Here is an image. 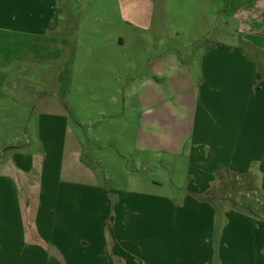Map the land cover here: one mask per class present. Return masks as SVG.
Masks as SVG:
<instances>
[{"label":"crops","instance_id":"0c3cea01","mask_svg":"<svg viewBox=\"0 0 264 264\" xmlns=\"http://www.w3.org/2000/svg\"><path fill=\"white\" fill-rule=\"evenodd\" d=\"M213 1L218 14L229 10V0ZM238 1L228 14L238 39L226 21L223 37L185 64L179 50L197 39L165 51L167 17L189 19L188 26L174 28L177 37L191 33L197 0H107L94 11L92 28L100 21L111 31L121 15L129 36L158 33L164 51L148 58L141 77L133 60L122 68L117 42L105 36L85 45L93 55L82 64L79 95L117 98L107 88L127 75L126 97L138 103L137 111L130 107L137 115L132 127L127 122L122 133H112L120 147L105 160L95 154L94 162L86 161L69 111L45 100L37 120L40 150L17 138L0 148V264H264V216L233 206L218 211L196 196L212 189L221 170L237 174L244 187L252 174L264 194V0ZM65 4L0 0V28L29 37L73 32L75 13ZM103 139L96 138L99 148L113 145ZM183 156L189 181L180 198L153 193L143 182L107 187L97 170L111 160L133 175L129 161L157 168Z\"/></svg>","mask_w":264,"mask_h":264},{"label":"rangeland","instance_id":"374dc122","mask_svg":"<svg viewBox=\"0 0 264 264\" xmlns=\"http://www.w3.org/2000/svg\"><path fill=\"white\" fill-rule=\"evenodd\" d=\"M220 2L221 0L213 1L216 5ZM239 3L238 0L227 1L229 10L225 9L218 14L212 9L210 0H197L192 3L196 14L191 17V33L182 32L180 38L175 35L174 28L188 26L189 19L181 17L176 20L174 16H168L166 24L170 32L165 36L164 50L169 52L179 42L183 43L196 37V45L190 49L179 50V55L184 64L193 58L199 60L201 46L223 37L220 29L222 26L225 28L226 21H229V30L234 34V39H238L237 22L228 14H231ZM65 5L75 13L76 26L73 32L56 31L44 36L29 37L23 32L13 33L0 28V148H4V144L17 138L27 145L31 142L32 150L39 151L41 146L37 133L39 109L42 100L53 101L54 104L69 111L67 116L74 133L82 140L85 148L83 158L92 163L95 161V154L105 160L109 152L113 154L118 149L120 144L116 135L112 133L118 131L119 134L122 133L121 129L127 122L128 127H132L137 118L134 111H137L138 103L135 97H126L124 90L130 88L132 84L127 75L122 76L123 80L112 76L117 80L111 82V85L116 84V87L107 89L110 94H116L117 98L106 96L97 100L93 97L82 98L79 95L78 79L84 72L82 64L86 58H92L93 55V50L90 54L85 45L105 39V36L110 38L112 43L118 44L116 57L121 60L122 68H125L126 61L133 60V72L141 77L143 74L146 75L145 62L148 58L151 59L164 50L158 48L157 43L161 38L158 33H144L142 36L135 33L134 38L129 36L121 15L115 19L111 31L107 30L100 21L96 28H92L93 21L96 20V16L98 17L94 11L107 7V0H66ZM120 36L124 40L123 43H120ZM89 70H92V67ZM141 77L136 82H139ZM72 84H74L73 88ZM94 99L95 104H92ZM36 103H38L37 109L30 107ZM2 106L5 107V111ZM132 106L134 111L130 108ZM114 121L119 125L111 126ZM104 128H107L110 138H106L105 133H102L101 130L105 131ZM109 128L113 130L111 133ZM98 137L104 138L101 143L113 145L106 148L107 150L99 148V142L96 141ZM170 160L165 159L164 167L157 168L142 163L137 167L134 164L130 165L129 161L130 169L134 170L133 175L130 171L127 173L122 168L119 169L111 160H106L103 169L98 167L97 170L102 184L107 187L127 188L135 182H143L147 187H151L149 190L153 193L157 191L173 198H180L189 181L185 170L187 160L184 156ZM154 180L159 184H154ZM241 180V177L229 171L223 172L206 195L214 198L215 203L224 208L231 206L229 199L239 200L242 203L246 201L250 209L264 216V194L259 191L255 183L250 188L243 187L244 183ZM213 206L216 208L215 204Z\"/></svg>","mask_w":264,"mask_h":264},{"label":"trees","instance_id":"16d2710c","mask_svg":"<svg viewBox=\"0 0 264 264\" xmlns=\"http://www.w3.org/2000/svg\"><path fill=\"white\" fill-rule=\"evenodd\" d=\"M227 171H228V170H227ZM227 171H222V170L219 171V173H218V175H217V179H218L219 176L222 175L223 172H227ZM233 175L237 176V174H233ZM246 179H247V183L245 184V187L248 186V188H250L251 185H252L253 183H255V177H254L252 174H249L248 177H247ZM243 187H244V186H243ZM210 190H212V189H210ZM210 190H209V191H210ZM207 192H208V191H207ZM207 192H206V193H207ZM206 193H204V194H197L196 196H197L198 199H201V200H204V201H208V202H211V203L215 204V205H216V208H217L218 211L222 210V208L219 207L218 204L215 203L214 198H211V197L207 196ZM221 198H222V197H221ZM223 198L225 199L224 196H223ZM229 202H230V205H231V206H233V207H235V208H237V209H239V210L247 211V212H250L251 214H255V213H256L255 210L250 209V207L246 204V201H245L244 203H242V202H240L239 200H237V201H233V200H230V199H229Z\"/></svg>","mask_w":264,"mask_h":264}]
</instances>
